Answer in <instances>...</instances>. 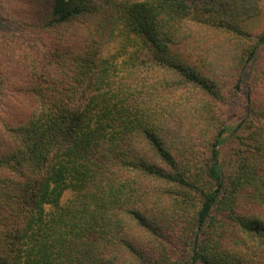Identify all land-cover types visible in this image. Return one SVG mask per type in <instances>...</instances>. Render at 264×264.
<instances>
[{
  "label": "trees",
  "instance_id": "obj_1",
  "mask_svg": "<svg viewBox=\"0 0 264 264\" xmlns=\"http://www.w3.org/2000/svg\"><path fill=\"white\" fill-rule=\"evenodd\" d=\"M263 1L0 0V264H264Z\"/></svg>",
  "mask_w": 264,
  "mask_h": 264
},
{
  "label": "rangeland",
  "instance_id": "obj_2",
  "mask_svg": "<svg viewBox=\"0 0 264 264\" xmlns=\"http://www.w3.org/2000/svg\"><path fill=\"white\" fill-rule=\"evenodd\" d=\"M244 23L245 25L248 26V29L251 31L253 35L260 34L264 31V1L260 15H258L253 19H249ZM263 65H264V48H261L259 49L256 58L252 61V63H250L248 67L246 78L244 79L245 87L250 83V81L254 79V77L257 75V73L260 71ZM245 98H246V90L240 94L238 98L239 100L225 107L227 119L237 121L239 118L243 117ZM221 157H222V163L226 170L229 171L234 169L230 144L227 142L222 146Z\"/></svg>",
  "mask_w": 264,
  "mask_h": 264
}]
</instances>
